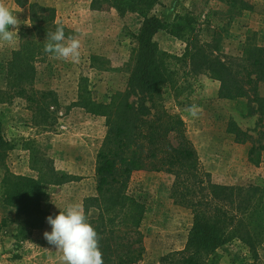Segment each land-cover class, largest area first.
Returning a JSON list of instances; mask_svg holds the SVG:
<instances>
[{"label": "rangeland", "instance_id": "374dc122", "mask_svg": "<svg viewBox=\"0 0 264 264\" xmlns=\"http://www.w3.org/2000/svg\"><path fill=\"white\" fill-rule=\"evenodd\" d=\"M243 1L252 10L236 11L225 0H161L151 15L170 24L181 9H188L199 24L198 46L213 59L237 65L233 60L241 62L248 44L264 47V0ZM0 2L18 16L20 24L13 30L18 29L19 36L23 28L30 26L28 9L17 7L15 0ZM32 2L56 9L58 21L81 42L80 58L73 62L49 56L37 64L35 88L41 93L52 92L56 101L49 118L36 109H27L24 100L16 99L11 104H0V121L6 138L14 145L6 163L12 173L39 178V172L32 168L37 163L39 168L45 169L48 164L58 173L81 177L80 181L63 185H45L43 207L55 216L72 203L83 207V200L91 192L96 195V157L106 136V119L93 117L73 104L86 86L87 96L103 103L126 90L131 42L142 19L117 20L109 16L115 11L90 9L105 15L97 19L88 11L90 0ZM215 33L221 34L217 47ZM155 41L162 51L175 56L184 55L187 47L167 32L158 33ZM18 47L19 38L14 46L0 44V89L7 87V63ZM211 77L208 73L191 74L189 66L180 65L176 80L187 96L184 106L180 107L170 90L164 93L163 104L185 123L186 135L198 153L203 171L209 175L207 180L227 187H248L264 178V150L260 164L253 165L248 159L252 143L238 142L228 128L235 123L247 136L259 140L256 146L264 145V107L250 115L251 108L259 107L257 102H251L252 95L224 98L222 82ZM257 86L258 96L264 99V76ZM193 105L198 108L196 117L189 112ZM35 159L37 162H33ZM174 180L173 175L147 171L135 172L131 178L130 194L147 204L142 226L146 253L140 264H160L165 255L185 248L193 216L170 198ZM9 211L0 197V221L14 218ZM19 231L22 232L16 225L0 229V264H63L62 252L44 238V232L51 231L47 222L25 238L19 236ZM219 254L220 264H264V242L253 253L241 240H234Z\"/></svg>", "mask_w": 264, "mask_h": 264}, {"label": "trees", "instance_id": "16d2710c", "mask_svg": "<svg viewBox=\"0 0 264 264\" xmlns=\"http://www.w3.org/2000/svg\"><path fill=\"white\" fill-rule=\"evenodd\" d=\"M225 1L236 11L252 10L243 0ZM90 2L93 11H115L119 17L136 14L142 19L131 42L126 90L103 103L87 96L86 86L73 104L93 117L106 119V136L96 157V195L83 200L87 219L98 233L104 264H140L144 259L142 226L147 204L129 191L131 178L139 171L173 175L170 198L193 216L185 248L165 255L160 264H220L219 250L234 240H241L255 253L264 242V178L248 187H227L207 180L209 175L186 135L185 123L164 106L163 95L170 90L180 107L184 106L187 96L176 80L180 65H184L190 67L191 74L208 73L220 80L224 98L252 95L251 102L259 107L251 108L250 115L262 111L264 99L258 96L257 85L264 76V47L248 44L240 63L233 60L237 65L226 64L198 46L199 24L188 9H181L167 24L151 15L161 0ZM15 4L28 9L30 26L20 31L19 47L7 63V87L0 89V104L24 100L27 109L49 118L56 101L52 92L41 93L35 88L37 64L52 56L44 51L47 33L63 27L67 37L71 31L58 21L55 8L30 0H15ZM160 32L186 43L184 55L162 51L155 41ZM220 36L215 33L216 47ZM228 132L238 142L252 143L248 159L258 166L264 145L256 146L259 140L247 136L235 123L229 125ZM13 150L0 121V197L5 207L15 211L13 219L0 221V229L16 225L22 231L19 236L25 238L42 228L51 215L43 207L45 185H63L81 177L58 173L48 164L39 168L37 163L32 168L39 172V178L16 175L6 164ZM91 212L96 215L91 216Z\"/></svg>", "mask_w": 264, "mask_h": 264}, {"label": "clouds", "instance_id": "9594fccd", "mask_svg": "<svg viewBox=\"0 0 264 264\" xmlns=\"http://www.w3.org/2000/svg\"><path fill=\"white\" fill-rule=\"evenodd\" d=\"M20 24L18 16L4 3L0 2V44L14 46L18 36L16 26ZM44 51L56 59L76 62L80 58L81 42L75 36L66 37L63 27L47 33ZM190 115L196 117L198 108L193 105ZM47 223L51 231L44 232V238L62 252L63 264H104L99 247L98 233L88 221L79 203H72L61 209L58 215H49Z\"/></svg>", "mask_w": 264, "mask_h": 264}, {"label": "crops", "instance_id": "0c3cea01", "mask_svg": "<svg viewBox=\"0 0 264 264\" xmlns=\"http://www.w3.org/2000/svg\"><path fill=\"white\" fill-rule=\"evenodd\" d=\"M31 2H32V0H31ZM89 3L87 2V8H88V11H89V13L90 14H92L93 16H95L97 19H100V20H102V18H104L105 17V15L103 14V13H101V14H98V13H96V12H92L91 10H90V7H89V5H88ZM109 16H111V17H113V18H117V20H121V19H123V18H121V17H119L117 14H116V12L115 13H112L111 15H109ZM133 17H139L138 15H136V14H127L126 16H125V18L124 19H131V18H133ZM112 19V18H111ZM141 20V19H140ZM124 45V44H123ZM124 49H126V47L124 46L123 47V50ZM94 192V191H93ZM93 192H91L90 194H88V195H86L87 197L88 196H95V193H93ZM82 207V206H81ZM7 208V207H6ZM83 208V207H82ZM9 210H11V211H9V216L12 218L13 216H15V212H14V214H13V211H12V209L11 208H8ZM219 252H220V250H219Z\"/></svg>", "mask_w": 264, "mask_h": 264}]
</instances>
